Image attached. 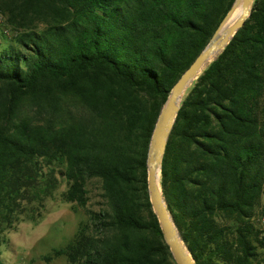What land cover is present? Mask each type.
<instances>
[{
    "label": "trees",
    "instance_id": "obj_1",
    "mask_svg": "<svg viewBox=\"0 0 264 264\" xmlns=\"http://www.w3.org/2000/svg\"><path fill=\"white\" fill-rule=\"evenodd\" d=\"M233 1L0 0V247L64 179L82 206L97 179L100 205L54 254L178 264L150 201L148 148ZM161 185L197 264H264V0L188 88Z\"/></svg>",
    "mask_w": 264,
    "mask_h": 264
},
{
    "label": "water",
    "instance_id": "obj_2",
    "mask_svg": "<svg viewBox=\"0 0 264 264\" xmlns=\"http://www.w3.org/2000/svg\"><path fill=\"white\" fill-rule=\"evenodd\" d=\"M254 1L255 0L233 1L230 9L220 22L206 46L173 84L166 101L161 107L152 132L147 155V179L150 201L153 210L159 219L164 238L178 264H197V262L180 233L168 207L161 185L162 162L168 138L188 88L193 84L194 80L199 77L200 73L209 65V63L224 49L237 30L244 24L247 17L252 12ZM241 2L243 3L241 13L236 20L220 34L219 32L220 29H222L223 24L233 14L236 6ZM215 53L216 55L210 59ZM158 168L160 169L159 177L157 173Z\"/></svg>",
    "mask_w": 264,
    "mask_h": 264
},
{
    "label": "rangeland",
    "instance_id": "obj_3",
    "mask_svg": "<svg viewBox=\"0 0 264 264\" xmlns=\"http://www.w3.org/2000/svg\"><path fill=\"white\" fill-rule=\"evenodd\" d=\"M7 31L10 36V30ZM68 186L64 179L42 202L36 200L20 213L1 244L2 264H16L20 260L27 264H68L67 256L54 254V249L65 246L75 236L80 224L88 219L87 209L98 207L102 199L97 179L89 181L90 199L86 206L64 196ZM30 205L37 209L34 211Z\"/></svg>",
    "mask_w": 264,
    "mask_h": 264
},
{
    "label": "bare ground",
    "instance_id": "obj_4",
    "mask_svg": "<svg viewBox=\"0 0 264 264\" xmlns=\"http://www.w3.org/2000/svg\"><path fill=\"white\" fill-rule=\"evenodd\" d=\"M242 9H243V3L241 2L240 4H238L237 6H236V8H235V10H234V12H233V14L226 20V22L223 24V26H222V29H220V34L229 26V25H231L235 20H236V18L239 16V14L241 13V11H242ZM216 55V53L214 54V55H212L211 57H210V59L211 58H213L214 56ZM209 59V60H210ZM157 173H158V177L160 176V169L158 168V170H157Z\"/></svg>",
    "mask_w": 264,
    "mask_h": 264
},
{
    "label": "built area",
    "instance_id": "obj_5",
    "mask_svg": "<svg viewBox=\"0 0 264 264\" xmlns=\"http://www.w3.org/2000/svg\"><path fill=\"white\" fill-rule=\"evenodd\" d=\"M16 264H27L24 260H20L19 262H17Z\"/></svg>",
    "mask_w": 264,
    "mask_h": 264
}]
</instances>
